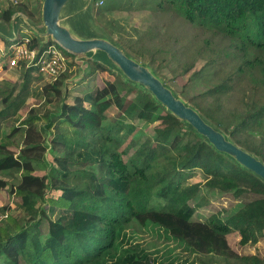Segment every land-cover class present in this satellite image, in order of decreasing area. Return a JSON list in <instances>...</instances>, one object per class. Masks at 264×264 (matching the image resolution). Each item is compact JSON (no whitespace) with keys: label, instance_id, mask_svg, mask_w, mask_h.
Listing matches in <instances>:
<instances>
[{"label":"trees","instance_id":"obj_1","mask_svg":"<svg viewBox=\"0 0 264 264\" xmlns=\"http://www.w3.org/2000/svg\"><path fill=\"white\" fill-rule=\"evenodd\" d=\"M126 2L180 21L205 36V57L198 56L204 64L190 77L212 83L192 105L206 121L264 162V0ZM112 3L96 0L91 18L109 14ZM15 12L33 17L20 7L7 8L0 11V21L9 23ZM133 30L137 35L132 45L110 32L105 36L129 55L152 64L153 56L147 59L142 49L149 35ZM217 43L222 47L215 52ZM42 46L39 38H30L29 48L40 51ZM90 64L98 73L109 72L99 63ZM217 67L222 70L216 72ZM35 70L25 68V80ZM215 74L216 82L212 81ZM61 79L62 75L45 83L44 98L53 93L61 96ZM1 91L8 93L2 96ZM11 91L0 85V113L11 106L12 102L6 105ZM132 92L134 97L128 100L126 95ZM110 108L120 113L118 120H108ZM30 111L19 127L0 136V173L17 174L10 190L21 199L26 213L22 221L9 218L6 227H0V264H171L131 243L125 228L132 223L160 230L189 253L210 258V264H264V258L235 253L226 238L237 232L244 242L256 243L262 235L264 183L215 151L147 93L116 76L72 103L61 102L45 125L38 126L41 118ZM147 122L151 123L147 133L134 137L133 132ZM17 132L22 146L12 140ZM50 132L49 148L58 153L51 161L45 146ZM35 164H43L44 175L35 174ZM198 174L208 189L257 197L227 219L212 215L204 222L192 221L195 210L205 203L189 204L201 183L188 178ZM5 185L0 180V187ZM153 199L161 201L160 208L150 204ZM54 210L57 216L50 219L48 214Z\"/></svg>","mask_w":264,"mask_h":264},{"label":"rangeland","instance_id":"obj_2","mask_svg":"<svg viewBox=\"0 0 264 264\" xmlns=\"http://www.w3.org/2000/svg\"><path fill=\"white\" fill-rule=\"evenodd\" d=\"M80 1L86 4V0ZM95 1L92 0L90 3L89 14H91V8L95 6ZM41 5L42 0H18L16 5H0V11L7 8L16 10L20 7L26 13L33 15V17L20 13L25 15L35 27L42 30L43 26L40 20ZM112 6L113 9L109 14L93 16L91 29L101 30L107 34L110 32L114 38L130 45H132L135 35H137L133 29L147 33L149 37L145 38L143 42L144 48L142 49H145L144 53L147 55V59H150L149 55L153 56L151 58L153 63L151 64L148 60L135 58L139 62L148 63L156 75L175 94L193 106L195 97L212 83L205 78L194 79L190 77L192 71L199 70L204 64L203 60L198 58V56L201 54V58L205 57L206 53L204 52L206 50L203 46L205 36L201 32L193 33L190 27L180 21L167 19L161 14H154L148 9H140L135 5L129 6L126 0H113ZM0 23L3 22L0 21ZM17 26L18 32H20L19 37H35L21 21L17 23ZM138 46L136 45L134 48L139 50ZM221 47L222 45L217 43L215 52H218ZM3 49L5 47H1V51ZM207 54L209 53L207 52ZM212 54L214 53L212 52ZM66 57V69L62 73V79L59 83L61 96L56 97L53 93L49 94L48 98H44L43 87L46 80L43 77L39 78V74L35 71L25 80L23 76L24 66V68L22 66L7 67V70L2 71L1 65H6L7 62L5 55L0 54V85L7 90L12 89L10 99L6 105L11 102L12 104L4 112L0 113V136L9 134L14 127H19L22 121L28 118L31 113L30 110H33L34 115L39 119L41 118L37 125H45L52 119L51 114L56 111L61 102L72 103L75 97H82L85 93H90L97 88L103 87L108 81H114L116 76L119 77L110 70L104 73L96 72L93 65L91 66L90 60H87L84 56ZM222 63L223 61H220L219 65ZM191 65H193L192 69L182 74L184 69ZM220 70H222L221 67L216 68V72ZM212 77V81L216 82L218 79L217 74ZM1 92H3L2 96L8 93V91ZM126 96L128 100H131L134 97V93H128ZM43 115L46 116V121L42 117ZM119 115L120 113H117L115 108H110L107 111L108 120H118ZM133 123L134 120H130V124ZM150 125V122L145 123L141 128L136 129L132 135L134 137H138L140 134L145 135ZM50 136L51 132L45 141L49 161L53 158L52 155L58 154L49 148L48 141L51 138ZM12 140L22 146V137H20L19 132L13 134ZM10 149L17 154L18 149L13 147ZM42 165H34L35 174L38 176L44 175L46 172L45 169H42V167L45 168ZM202 177V175L198 177L189 175L188 178L189 181L192 179L201 183L199 191L189 201V204L193 206L200 200L205 202L202 207L195 210L192 221L204 222L212 215H218L220 219H227L243 203L257 197L252 193H243L237 197L231 191L208 189L202 184ZM0 180L6 183L4 187H0V215L6 213V217L0 220V227H6L5 220L13 218L22 221V219L26 218V213L20 206L21 199L11 193L10 190L17 183V174L13 172L9 173V175L0 173ZM50 195L48 193V196ZM150 204L155 208L161 207V201L158 199H153ZM56 216V210L48 214L50 219H54ZM125 232L131 243L139 244L155 258L170 261L171 264H210V258L189 253L181 245L167 238L160 230H152L147 226L132 223L125 228ZM40 237L44 238L45 236L42 234ZM226 238L228 245L235 253L241 256L251 255L264 258V231L256 243L244 242L237 232L229 233ZM212 261L214 262V260Z\"/></svg>","mask_w":264,"mask_h":264},{"label":"water","instance_id":"obj_3","mask_svg":"<svg viewBox=\"0 0 264 264\" xmlns=\"http://www.w3.org/2000/svg\"><path fill=\"white\" fill-rule=\"evenodd\" d=\"M86 4L80 0H42L40 30L20 12H15L9 23H0V37L12 42L18 35L17 23L21 21L41 40L56 44L71 56H84L116 73L124 82L147 93L164 109L201 137L215 151L264 183V162L243 149L220 129L206 121L202 115L175 94L155 73L148 63L139 62L105 36L101 30L91 29L92 18Z\"/></svg>","mask_w":264,"mask_h":264},{"label":"built area","instance_id":"obj_4","mask_svg":"<svg viewBox=\"0 0 264 264\" xmlns=\"http://www.w3.org/2000/svg\"><path fill=\"white\" fill-rule=\"evenodd\" d=\"M18 0H0V5H16ZM101 4V2H98ZM20 33V32H19ZM3 49L0 54L5 55L8 67L24 66L25 68L34 67L36 72L42 76L46 82L53 83L62 75L66 69L67 57L60 48L48 42L42 46L40 51L29 48V36L19 37ZM6 217L5 214L0 215V220Z\"/></svg>","mask_w":264,"mask_h":264},{"label":"crops","instance_id":"obj_5","mask_svg":"<svg viewBox=\"0 0 264 264\" xmlns=\"http://www.w3.org/2000/svg\"><path fill=\"white\" fill-rule=\"evenodd\" d=\"M1 47H7L3 42H1V38H0V51H1ZM2 66V71H4V69H3V67H5V66H3V65H1Z\"/></svg>","mask_w":264,"mask_h":264}]
</instances>
